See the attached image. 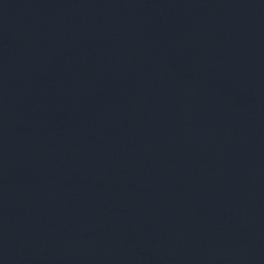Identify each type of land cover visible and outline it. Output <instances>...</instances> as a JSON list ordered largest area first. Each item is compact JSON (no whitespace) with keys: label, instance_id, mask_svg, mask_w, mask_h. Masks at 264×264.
I'll return each instance as SVG.
<instances>
[{"label":"water","instance_id":"95a60500","mask_svg":"<svg viewBox=\"0 0 264 264\" xmlns=\"http://www.w3.org/2000/svg\"><path fill=\"white\" fill-rule=\"evenodd\" d=\"M0 264H264V0H0Z\"/></svg>","mask_w":264,"mask_h":264}]
</instances>
